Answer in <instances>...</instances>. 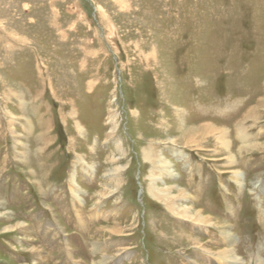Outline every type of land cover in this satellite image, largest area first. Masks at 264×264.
Here are the masks:
<instances>
[{
  "label": "rangeland",
  "instance_id": "1",
  "mask_svg": "<svg viewBox=\"0 0 264 264\" xmlns=\"http://www.w3.org/2000/svg\"><path fill=\"white\" fill-rule=\"evenodd\" d=\"M227 248L264 264V0H0V264Z\"/></svg>",
  "mask_w": 264,
  "mask_h": 264
},
{
  "label": "bare ground",
  "instance_id": "2",
  "mask_svg": "<svg viewBox=\"0 0 264 264\" xmlns=\"http://www.w3.org/2000/svg\"><path fill=\"white\" fill-rule=\"evenodd\" d=\"M216 126V125H215ZM212 127V130H216V128L217 127H214V126H211ZM211 127H209V128H211ZM192 132V130H190V132L189 133H191ZM192 134V133H191ZM242 135H243V133H242ZM242 138H244V137H242ZM246 138V137H245ZM166 163H168V162H166ZM166 167L168 166V165H165ZM165 167V168H166ZM87 168V167H86ZM85 168V169H86ZM122 169V167H120L119 169H117V170H121ZM75 174V173H74ZM116 174V173H115ZM72 177H74V176H72L71 175V178ZM115 177V176H114ZM123 177V176H122ZM118 178V177H117ZM121 178V177H120ZM115 179V178H114ZM74 180V179H73ZM116 181V180H115ZM114 181V182H115ZM120 181V180H119ZM118 182H116V184H117ZM121 183V182H120ZM75 192V191H74ZM155 193V192H154ZM159 193V192H158ZM159 195H162V194H159ZM159 195H157V194H154V197H156V198H158L159 197ZM164 195V194H163ZM166 196V199H168V201H166V199H165V201L166 202H169L170 201V197H168L170 194L168 193V194H165ZM21 223V222H20ZM20 223L19 224H16V227H20ZM15 229V228H14ZM233 234H231V233H229L228 232V234L227 233H221V238H222V240H223V242L224 243H226V244H232V243H234L235 242V238L232 236ZM200 241H202L201 239L199 240V241H197V242H200ZM204 243V242H203ZM208 243V242H207ZM222 243V242H221ZM223 243V244H224ZM95 244V243H94ZM198 244V243H197ZM212 245H214V243L212 244ZM94 247H95V249H96V252L98 251V250H101V248H99V245H98V243L97 244H95L94 245ZM107 249V248H106ZM106 249H105V251H106ZM103 250V252H104V249H102ZM209 252V251H208ZM223 254L222 255H217V257L219 258V259H221V261H222V264H240V262H239V259L237 258V256H235V249L233 248V249H231V248H227V249H223ZM221 252V253H222ZM105 253V252H104ZM107 253V252H106ZM220 253V254H221ZM211 254V253H210ZM109 256H107L106 258H108ZM109 258H111V257H109Z\"/></svg>",
  "mask_w": 264,
  "mask_h": 264
},
{
  "label": "crops",
  "instance_id": "3",
  "mask_svg": "<svg viewBox=\"0 0 264 264\" xmlns=\"http://www.w3.org/2000/svg\"><path fill=\"white\" fill-rule=\"evenodd\" d=\"M212 244H213V242H210L209 244L206 243L205 245H206V246H210V245H212ZM212 246H214V245H212ZM218 246H219V244H218Z\"/></svg>",
  "mask_w": 264,
  "mask_h": 264
}]
</instances>
